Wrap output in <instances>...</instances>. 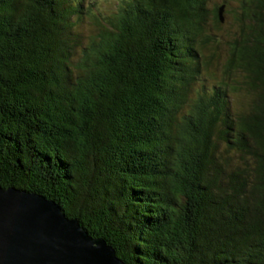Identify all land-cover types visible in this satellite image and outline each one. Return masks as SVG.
<instances>
[{"label": "trees", "instance_id": "obj_1", "mask_svg": "<svg viewBox=\"0 0 264 264\" xmlns=\"http://www.w3.org/2000/svg\"><path fill=\"white\" fill-rule=\"evenodd\" d=\"M0 184L126 264H264V0H0Z\"/></svg>", "mask_w": 264, "mask_h": 264}, {"label": "water", "instance_id": "obj_2", "mask_svg": "<svg viewBox=\"0 0 264 264\" xmlns=\"http://www.w3.org/2000/svg\"><path fill=\"white\" fill-rule=\"evenodd\" d=\"M225 4L219 7L225 22ZM0 264H126L44 195L0 184Z\"/></svg>", "mask_w": 264, "mask_h": 264}, {"label": "rangeland", "instance_id": "obj_3", "mask_svg": "<svg viewBox=\"0 0 264 264\" xmlns=\"http://www.w3.org/2000/svg\"><path fill=\"white\" fill-rule=\"evenodd\" d=\"M218 2L220 3V2H222V0H218ZM224 15H225V17H227V15L224 13ZM216 64V59L213 61V65H215Z\"/></svg>", "mask_w": 264, "mask_h": 264}]
</instances>
